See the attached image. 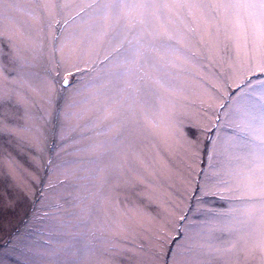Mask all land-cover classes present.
I'll list each match as a JSON object with an SVG mask.
<instances>
[{
  "label": "rangeland",
  "instance_id": "374dc122",
  "mask_svg": "<svg viewBox=\"0 0 264 264\" xmlns=\"http://www.w3.org/2000/svg\"><path fill=\"white\" fill-rule=\"evenodd\" d=\"M59 2L70 6L54 19L37 9L36 0H5L0 7V258L4 264H164L167 249L176 244L191 249L198 264H264L258 250L250 251L264 226L259 197L253 198L257 210L249 219L242 213L250 193L240 187L229 191L220 183L228 180L235 187L228 171L253 168L244 158L229 157L228 141L243 135L234 126L242 118L238 109L244 106L246 89L255 93L258 102L264 89L258 79L264 76L244 72L234 49H224L203 69H189L178 92L160 93L181 121L174 135L147 123L159 120L160 100L150 97L144 110L137 112V124L131 126L125 146L101 161L107 174L101 185L90 164L95 156L80 149L105 140V135L96 134L104 133L109 122H101L98 111L86 112L79 121H66L65 111L80 84L74 82L57 95L48 89L46 75L54 60L83 56L79 49H54L60 48L65 36L81 30L77 13L82 3L91 0ZM169 15L172 26L183 31L179 17ZM217 26L223 41L231 20L221 17ZM93 30L98 31V26ZM106 48L100 49L101 55ZM103 71V63L97 64L91 75L102 76ZM225 80L226 90L219 86ZM103 102L101 97L98 107ZM209 104L211 120L219 117L212 132L206 131L209 117L204 114ZM85 127L91 128L83 133L91 141L81 138ZM190 139L199 140L198 153L188 147ZM211 141H217L218 155L210 159ZM251 176L258 189L259 171ZM181 216L187 219L181 222ZM161 229L163 243L158 240ZM173 238L175 243H169ZM86 240L91 247L87 255L82 251ZM217 248L231 250L218 255L213 251Z\"/></svg>",
  "mask_w": 264,
  "mask_h": 264
},
{
  "label": "snow or ice",
  "instance_id": "6c2138e0",
  "mask_svg": "<svg viewBox=\"0 0 264 264\" xmlns=\"http://www.w3.org/2000/svg\"><path fill=\"white\" fill-rule=\"evenodd\" d=\"M4 2L0 0V7ZM36 6L54 19L70 5L59 0H36ZM80 13H83V17ZM169 13L179 17L180 23L184 25L183 31L172 26ZM221 17L229 18L232 23V28L225 26L223 41L220 40V27L217 26ZM77 18L82 21L81 30L65 36L60 48L54 50L62 52L65 47H70L73 51L79 49L83 56L54 60V67L46 73L49 76L47 87L59 95L72 88L74 82L80 84L73 90L71 103L65 111L66 121H79L86 112L98 111L101 112V122H109L104 133L96 134L105 135V140L90 142L80 149L81 153L95 156L90 164L96 173L94 178L101 185L107 179L106 169L100 167L101 161L125 146L132 131L131 126L137 124V112L144 110L150 97L156 96L160 100L156 110L159 120H149L147 123L155 129H162L166 134L174 135L181 121L173 116L160 93L171 95L178 92V84L189 69H203L214 58L220 57L224 49H234L235 60L244 72L253 77L257 74L264 76V0H91L80 5ZM67 22L64 21L65 24ZM96 26L98 31L93 30ZM105 45V54L101 55L100 49ZM93 56L97 59H92ZM101 63L104 65L103 75H91L95 65ZM85 75L88 76L87 81L84 80ZM246 83L250 85L252 80ZM258 83L264 85V79H258ZM227 84L225 80L219 86L226 90ZM246 94L243 108L238 109L242 112V118L234 124L243 135L229 138L228 153L230 158L246 159L253 168L248 172L238 169L228 171L227 175L235 182V187L228 180L221 179L220 183L229 191L240 187L250 193V202L242 213L249 219L257 210L253 198L258 196L261 220L264 221V89L259 94L258 102L254 92L246 89ZM101 97H104L102 108L98 107ZM73 109L78 111L74 112ZM207 109L204 112L209 117L206 131L212 132L219 117L211 120V104L207 105ZM90 130V127H85L81 138L91 141V137L83 135ZM210 143L214 146L211 159L218 152L217 141ZM188 147L193 153H198L199 140L190 139ZM253 171L260 173L258 189L252 180ZM70 175L78 179L74 173ZM186 219L185 216L179 218L181 222ZM163 232L161 229L162 235L158 237L161 243L165 239ZM169 243H175V238ZM230 250L213 249L218 255ZM256 250L264 256V226L261 227L258 243L250 251ZM82 251L85 255L91 251L87 240ZM181 260L184 264H198L191 249H185L184 244L167 249L164 264H169V261L171 264H180ZM0 264H4L2 258Z\"/></svg>",
  "mask_w": 264,
  "mask_h": 264
}]
</instances>
